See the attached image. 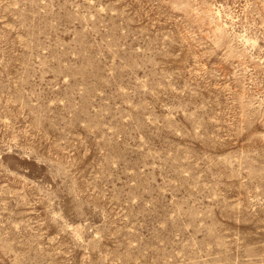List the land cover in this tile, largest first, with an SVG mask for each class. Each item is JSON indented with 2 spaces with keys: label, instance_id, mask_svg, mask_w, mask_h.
Returning <instances> with one entry per match:
<instances>
[{
  "label": "rangeland",
  "instance_id": "1",
  "mask_svg": "<svg viewBox=\"0 0 264 264\" xmlns=\"http://www.w3.org/2000/svg\"><path fill=\"white\" fill-rule=\"evenodd\" d=\"M0 264H264V0H0Z\"/></svg>",
  "mask_w": 264,
  "mask_h": 264
}]
</instances>
